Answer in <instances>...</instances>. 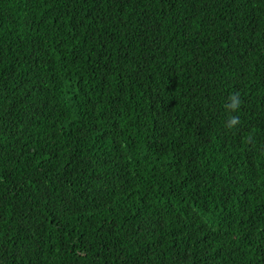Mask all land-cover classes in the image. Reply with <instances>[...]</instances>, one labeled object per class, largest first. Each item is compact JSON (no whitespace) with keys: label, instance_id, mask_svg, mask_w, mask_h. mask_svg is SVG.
I'll return each instance as SVG.
<instances>
[{"label":"trees","instance_id":"trees-1","mask_svg":"<svg viewBox=\"0 0 264 264\" xmlns=\"http://www.w3.org/2000/svg\"><path fill=\"white\" fill-rule=\"evenodd\" d=\"M0 264H264V0H0Z\"/></svg>","mask_w":264,"mask_h":264},{"label":"clouds","instance_id":"clouds-1","mask_svg":"<svg viewBox=\"0 0 264 264\" xmlns=\"http://www.w3.org/2000/svg\"><path fill=\"white\" fill-rule=\"evenodd\" d=\"M241 104L242 101L238 92L230 94L229 102L225 105V108L229 111V118L225 122L227 128H233L239 123V116L231 113L239 111Z\"/></svg>","mask_w":264,"mask_h":264}]
</instances>
